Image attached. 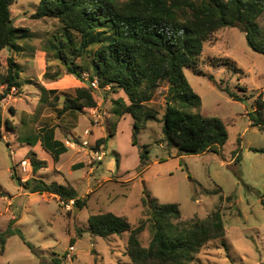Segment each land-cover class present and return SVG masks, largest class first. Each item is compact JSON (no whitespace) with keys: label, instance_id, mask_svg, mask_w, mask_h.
I'll return each mask as SVG.
<instances>
[{"label":"rangeland","instance_id":"rangeland-1","mask_svg":"<svg viewBox=\"0 0 264 264\" xmlns=\"http://www.w3.org/2000/svg\"><path fill=\"white\" fill-rule=\"evenodd\" d=\"M38 1L15 0L10 5L13 25L26 29L29 36L15 39L20 49L0 51V73L5 71L7 57H11L19 64L20 80L25 81L24 90L12 88V99L4 100L0 105V230L6 229L12 221V227L19 228L31 245L18 234L8 235L4 251L0 252V264H52L54 259L65 264V255L72 244L73 261L68 264H130L124 254L127 234L107 238L93 235L88 218L112 210L124 213L131 223L137 224L145 218L142 199L147 192L159 203L177 202L183 219L204 218L213 211L222 215L225 234L206 242L195 260L188 264H264V152L251 149H264V130L251 125L247 115L249 104L254 110L256 99L264 98V57L248 45L244 32L237 26L215 30L204 42L195 71L184 70L190 86L201 97L200 108L192 111L218 117L225 124L227 140L219 147V152L178 156L163 139L162 123L148 121L136 135L138 143L150 146L149 165L140 172L137 169L138 149L132 144L133 119L129 114L118 122L117 133L109 136L121 117L113 112L111 103L106 110L96 106L60 112L64 98L74 96L73 84L68 82L60 88L57 98L40 93L36 84L47 64L51 71L64 72L49 49V40H54V36L56 42L65 39L66 32L55 18L33 17ZM257 23L264 30V10ZM226 58L235 62L236 69L222 64ZM87 61L77 58L84 68L82 74L90 75L92 71ZM209 75L216 83L208 78ZM224 86L243 100L231 98L221 89ZM165 91L166 86L161 83L150 103L158 109L159 117L164 110ZM94 93L98 100L123 94L121 90L114 92L109 87H99ZM48 100L50 103L47 104ZM72 112L82 118L73 134L59 131L60 137L77 141L74 148L90 150L89 164L97 163V168L88 184H101L80 211H75L72 204L67 209L66 202L50 195L24 194V189L12 176L14 172L21 181L34 176L30 163L26 173L21 170V162L29 157L36 134L42 133L40 128H48L55 120L61 123L59 118L63 113L70 116ZM100 122L108 125L92 126ZM88 129L92 134L86 136L84 132ZM100 136L108 137L107 143L97 145L95 138ZM82 140L88 143L83 145ZM97 150L103 152L100 160L96 159ZM72 151L68 149L60 158L62 175L46 173L45 168L41 170L46 173L44 181L66 185L63 177L83 176L86 169L70 168L75 159L71 157ZM37 158L41 155L37 154ZM115 159H118L119 169L110 175L106 167L109 160ZM105 175H110L111 181L105 182ZM76 189L85 194V178ZM108 199L112 200L106 208ZM149 239V230L145 228L140 234L141 244L147 245Z\"/></svg>","mask_w":264,"mask_h":264},{"label":"trees","instance_id":"trees-1","mask_svg":"<svg viewBox=\"0 0 264 264\" xmlns=\"http://www.w3.org/2000/svg\"><path fill=\"white\" fill-rule=\"evenodd\" d=\"M14 1L0 0V51L20 49L15 39L29 36L26 29L13 25L10 5ZM263 10L264 0H39L33 17L55 18L66 32L65 39L56 42L54 36V40H49V49L64 72L51 71L47 64L43 78L57 80L67 73L82 80L84 68L77 58H86L92 71L90 79L97 78L99 87L108 86L114 92L121 90L127 101L123 97L112 99V110L119 117L127 113L133 119L132 144L138 149L140 172L149 165L150 146L138 143L136 135L148 121L162 123L163 139L178 155L218 153L227 140L225 124L218 117L192 111L200 108L201 97L190 86L184 70L195 69L204 42L223 27H239L248 45L264 57V30L257 23ZM222 64L236 69L230 58L222 60ZM208 78L216 83L212 75ZM161 83L166 91L164 110L159 117L158 109L150 103ZM22 84L19 64L7 57L5 71L0 73V101L11 94L12 88L18 89ZM221 89L231 98L243 100L227 86ZM94 92L88 84L75 87L74 96L65 97L59 111L96 107ZM247 115L251 125L264 130L263 97L256 99L255 109ZM1 125L0 112V129ZM6 126L9 127L8 122ZM113 133L114 129L109 136ZM107 139L100 137L96 144H105ZM251 149L264 152L263 148ZM29 153L35 172L45 161L38 160L34 152ZM234 153L238 155V151ZM12 176L31 193H52L63 202L72 199L74 207L79 209L87 202V196L78 197L72 186L46 182L35 176L21 181L14 172ZM142 203L145 218L137 224L111 211L88 218L93 235L107 238L127 234L124 254L130 264H188L206 242L225 234L218 211L204 218L183 219L177 202L159 203L147 192ZM145 228L150 239L147 245H142L140 234ZM11 234H18L31 246L22 231L12 227L11 221L6 229L0 230V252ZM52 264L59 261L54 259Z\"/></svg>","mask_w":264,"mask_h":264},{"label":"crops","instance_id":"crops-1","mask_svg":"<svg viewBox=\"0 0 264 264\" xmlns=\"http://www.w3.org/2000/svg\"><path fill=\"white\" fill-rule=\"evenodd\" d=\"M44 72L45 71H43V73ZM43 73H42L41 77L39 78L38 84H36V85H37L40 93L41 94H45L46 96H49V95L52 94L55 98H57V96H58L57 94L59 93L60 88H63L64 86H66L68 82L71 83V84H73L74 87L86 85V83H84L80 79H77L72 74H67L66 73V74H64L62 77H60L57 80H47V79H44L43 78ZM20 75H21V73H20ZM29 82H30V80H29ZM22 83L23 84L19 88H21L22 90H24V83H25V81L23 80ZM95 90H97V89H95ZM118 97H123V99L125 101H127V98H126V96H125L124 93L123 94H120V96H118ZM13 98H16V97H13ZM95 98L97 100V104H98L97 106L98 107H102L104 110H106L105 107H107L108 104H110V103L112 104V99H114V98L111 99V96H110V97H108V99H104V98L101 97L98 100L97 95H95ZM11 99H12L11 94H9L6 98H4V99H2L0 101V105H3V103H4L3 101L4 100L10 101ZM49 99H51V97ZM46 103L47 104L50 103L49 100L46 101ZM88 109H90V108L88 107ZM73 113H75V112H72L70 116H69V114H67V116H65L66 113L65 114L63 113L62 116L59 118V119H61V123H58L55 120L54 121L55 123L52 124L51 126H49L48 128L43 129L41 127L40 129H42V133H40V134L37 133L36 134V138L33 141V144L31 145V150L29 152H31V151L34 152L36 158H37V154H40L41 155V158H37V159L38 160L45 161L44 167L43 168L40 167L41 169L39 168V169H37L34 172L35 173L34 174L35 177H38V178H41V179L45 180L43 178V176H45L46 173L60 174V175L63 174L62 173V170H61V166L59 164L60 158H61L62 155H64L65 153H67V150L68 149H72L73 151H72V156L71 157L74 156L75 159L70 163V168H72V169H74V168H81V169H86V171L83 174V176L82 175L81 176H73V175H71L69 178L68 177L67 178L66 177H63V179L67 183L66 185L72 186L75 189L79 185L80 181H82L84 178L86 179L87 189H86L85 194H83V195L80 194L77 189H76V191L78 193V197L83 198V196H85V195L87 196V202L84 205V206H87L88 202L91 199V195L95 192V190L101 184L98 185V186L96 185V183H94V184L92 183L91 185L88 184V182L90 181L89 179L93 177L92 176V173L95 171V168H97V163L96 164H93V165H90L89 164V161H90V150L88 148H85V147H82V148L81 147H78V148H70V147H68V146H66L64 144V141L67 138H61L60 137L59 131H62V132L63 131H68V132H70V133L73 134V131H74L76 125L80 121V118H82L80 115L76 116ZM126 114L122 115L118 119V121L116 122V124L114 125V133L112 134V136H114L117 133V131H118V129H117L118 128V122ZM84 115H86V114H84ZM89 123H91L90 120H89ZM107 125L108 124L106 122H104L103 124L101 122L99 124H92V126H96V127L97 126L106 127ZM89 131L90 132H89L88 135L92 134V131L91 130H89ZM102 136H100V137H102ZM98 138H95V140H97ZM107 141H108V139H107ZM107 141H106V143H107ZM178 156H180V155H178ZM25 160L28 161V163H30L29 158H25ZM44 168H45L44 172H46V173H44V172L41 171ZM106 169L108 170V173H110V175H112L113 172H115L116 170L119 169L118 159L109 160ZM109 176H106V175L104 176L103 179H105V182H107L109 180L111 181V178ZM54 178H56V177L54 176ZM97 181H99V180H97ZM56 183H58V182H56ZM22 192H24V194L25 193L27 194V192L29 194H33V193H31V192H29V191H27L25 189L22 190ZM41 194H43L44 197H47V195L48 196L50 195V196H53L57 200L59 199V197L57 195L52 194V193L43 192ZM111 200L112 199L106 200L107 201V204L108 203L111 204ZM109 204L107 205L106 208H109V206H110ZM78 210L80 211L79 208H76L75 209V211H78ZM100 210H102V207H100ZM107 211H111V212H114V213L119 214V215H124V213H118V212L112 211V210H104L102 212H107ZM124 216H126V215H124Z\"/></svg>","mask_w":264,"mask_h":264},{"label":"built area","instance_id":"built-area-1","mask_svg":"<svg viewBox=\"0 0 264 264\" xmlns=\"http://www.w3.org/2000/svg\"><path fill=\"white\" fill-rule=\"evenodd\" d=\"M82 81L84 83L90 85L94 89H98L99 88V83H98L97 78L94 77V78L90 79L89 78V74H87V73H83L82 74ZM89 132H90L89 130H85L84 134L87 136L89 134ZM87 143H88V141H86V140H84V141L82 140L81 141V144H83V145H86ZM64 144L66 146H68V147L74 148V147L77 146V141H73V140H70V139H66L64 141ZM95 154H96V159L100 160L102 158L103 152L100 151V150H97L95 152ZM28 164L29 163L26 160H24V161L21 162V170L23 172H27L28 171V168L26 167ZM70 204L73 205V200L72 199L66 202V208L67 209H70L71 208V205ZM73 250H74V245L72 244V245L69 246L68 252L65 255V261L67 262L65 264L71 263L73 261Z\"/></svg>","mask_w":264,"mask_h":264},{"label":"water","instance_id":"water-1","mask_svg":"<svg viewBox=\"0 0 264 264\" xmlns=\"http://www.w3.org/2000/svg\"><path fill=\"white\" fill-rule=\"evenodd\" d=\"M252 109H253L252 105L249 104V110L252 111Z\"/></svg>","mask_w":264,"mask_h":264}]
</instances>
